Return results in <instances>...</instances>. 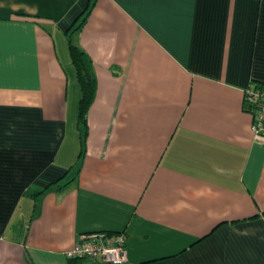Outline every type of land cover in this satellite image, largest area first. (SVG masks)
Returning <instances> with one entry per match:
<instances>
[{"label":"crops","instance_id":"obj_1","mask_svg":"<svg viewBox=\"0 0 264 264\" xmlns=\"http://www.w3.org/2000/svg\"><path fill=\"white\" fill-rule=\"evenodd\" d=\"M89 4L0 0V264L124 229L126 264H264V0H96L72 33ZM68 34L96 77L83 148Z\"/></svg>","mask_w":264,"mask_h":264},{"label":"built area","instance_id":"obj_2","mask_svg":"<svg viewBox=\"0 0 264 264\" xmlns=\"http://www.w3.org/2000/svg\"><path fill=\"white\" fill-rule=\"evenodd\" d=\"M245 102L252 106L254 137L264 142V88L252 85L245 91ZM127 231L97 230L81 234L72 248L67 250L68 258L91 260V264H126L128 261Z\"/></svg>","mask_w":264,"mask_h":264},{"label":"trees","instance_id":"obj_3","mask_svg":"<svg viewBox=\"0 0 264 264\" xmlns=\"http://www.w3.org/2000/svg\"><path fill=\"white\" fill-rule=\"evenodd\" d=\"M95 2L96 0H90L88 9L85 12H83L82 19L79 21L78 26L72 30V33L81 28L83 23L86 21L87 16L89 15ZM68 50L72 63L76 70V76L81 91L79 108H78V127L80 129L84 128V133L82 134V140H81L82 148H83L85 142V136H86L87 113L90 105L92 104L96 92V77L92 70V63L90 58L82 49H80L79 47L73 44L71 34H68ZM256 86H258L259 88H264V85L262 84H256ZM246 106L248 108L251 107L252 105L250 103L249 104L246 103ZM63 179L64 178H60L56 182H53L38 194H43L48 190L60 191L64 189L65 186L69 183L70 179L66 180L65 182H61V180ZM82 262L83 259L81 258H69V264H82Z\"/></svg>","mask_w":264,"mask_h":264},{"label":"rangeland","instance_id":"obj_4","mask_svg":"<svg viewBox=\"0 0 264 264\" xmlns=\"http://www.w3.org/2000/svg\"><path fill=\"white\" fill-rule=\"evenodd\" d=\"M76 114H77V113H76ZM69 124H70V123H69ZM76 125H77V123H74V122H73V126H76Z\"/></svg>","mask_w":264,"mask_h":264}]
</instances>
